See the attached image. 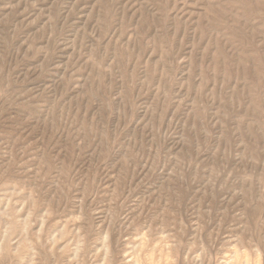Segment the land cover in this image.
<instances>
[{"label":"rangeland","instance_id":"374dc122","mask_svg":"<svg viewBox=\"0 0 264 264\" xmlns=\"http://www.w3.org/2000/svg\"><path fill=\"white\" fill-rule=\"evenodd\" d=\"M0 264H264V0H0Z\"/></svg>","mask_w":264,"mask_h":264}]
</instances>
